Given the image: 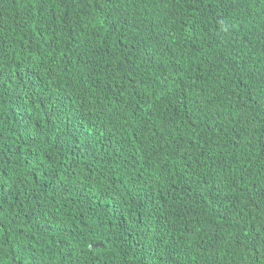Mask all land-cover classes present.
<instances>
[{
    "label": "trees",
    "instance_id": "16d2710c",
    "mask_svg": "<svg viewBox=\"0 0 264 264\" xmlns=\"http://www.w3.org/2000/svg\"><path fill=\"white\" fill-rule=\"evenodd\" d=\"M0 264H264V0H0Z\"/></svg>",
    "mask_w": 264,
    "mask_h": 264
}]
</instances>
